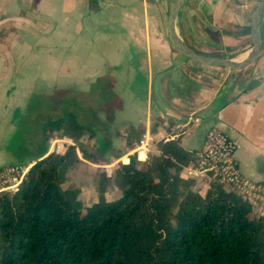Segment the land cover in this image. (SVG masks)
Masks as SVG:
<instances>
[{
	"label": "crops",
	"instance_id": "1",
	"mask_svg": "<svg viewBox=\"0 0 264 264\" xmlns=\"http://www.w3.org/2000/svg\"><path fill=\"white\" fill-rule=\"evenodd\" d=\"M252 1L190 0L186 7L190 13L195 4L216 13L224 8L229 24L247 25ZM151 6L158 16L149 17ZM165 6L166 0H0V22L12 19L21 26L12 42L0 48V81L12 79L23 94L30 90L29 95L47 97L56 89L90 87L99 76H113L122 105L109 125L108 146L103 147L112 154L96 161L77 150L80 163L90 168L108 169L121 159L127 163L131 154L143 162L148 151L159 153V141L171 139H178L186 150L199 151L208 130L217 127L236 140L242 174L264 183V42L250 74L234 85L229 72L200 70L178 51L172 52L162 26ZM224 38L232 35L227 32ZM249 51L245 46L235 57L225 58L241 61ZM4 56L11 59L8 64ZM217 74L219 80L214 78ZM16 99L0 98V118L8 117L7 103ZM11 120L0 125V136L9 132ZM113 125L119 127L115 136L110 132ZM118 132L131 137L126 140ZM143 138L148 140L146 148L140 146ZM3 158L0 167L37 160L35 154L13 163ZM188 166L181 176L186 177ZM251 206L254 213L264 214V203Z\"/></svg>",
	"mask_w": 264,
	"mask_h": 264
},
{
	"label": "trees",
	"instance_id": "2",
	"mask_svg": "<svg viewBox=\"0 0 264 264\" xmlns=\"http://www.w3.org/2000/svg\"><path fill=\"white\" fill-rule=\"evenodd\" d=\"M114 87V77L105 74L89 91L105 105L104 120L92 114L94 122L84 123L83 100L64 89L61 115L42 123L37 160L17 188L0 190V264H264V214L222 183L193 189L195 181L180 173L196 162L198 150H186L178 139L159 141V153L143 162L136 154L120 162L118 199L101 196L85 211L72 206L61 187L64 172L80 162L77 150L85 159L104 160L109 125L122 105ZM61 130L60 138L72 143L45 156ZM97 131L100 148L77 142L84 135L96 139Z\"/></svg>",
	"mask_w": 264,
	"mask_h": 264
},
{
	"label": "rangeland",
	"instance_id": "3",
	"mask_svg": "<svg viewBox=\"0 0 264 264\" xmlns=\"http://www.w3.org/2000/svg\"><path fill=\"white\" fill-rule=\"evenodd\" d=\"M259 1L260 0H253L251 5H249L248 16L246 17L248 26H250L252 13ZM172 3L173 0H166V6L164 8L165 17L162 23H164L165 26L163 24L162 26L165 36L166 20ZM188 3L190 4V0H185L180 11L177 21V29L183 40L190 47L201 53L220 57H235L245 46H249V49L251 50L252 40L250 37V30L248 32L244 31L247 25L229 24L225 20L227 16L224 15V8L223 11L221 10L222 13H220V11L216 13L213 10L204 9V6L201 4H195L194 12L190 13L186 7ZM32 13L33 10L30 12V16ZM148 15L149 17L158 16L156 7H149ZM20 30L21 26L15 23L12 19L5 23L0 22V48H2L4 44L12 42L13 38H11V36L19 34ZM259 30L261 41L264 42V16L262 17ZM227 32L232 35V39L224 38V35H226ZM166 40L169 41L168 37ZM169 43L170 46H172L170 41ZM172 52L177 53V50L173 46ZM180 56L187 58L182 54H180ZM4 57L7 60V56ZM10 60L11 59L7 60V64ZM186 60H188L187 62H194L190 59ZM192 64L197 66V68H200V70H209L212 68L214 71L218 70L219 72H229L230 75L228 76V79H234V85H238L245 75L248 73L250 74L254 62L239 72L227 67L207 66L197 62ZM191 72L194 74L196 70H192ZM9 76L11 77L12 73H10ZM219 77L220 74L214 75V78L217 80L220 79ZM0 78H2L1 75ZM92 84L93 83H91L90 87L67 88L68 93L72 92L77 96V98L83 100L84 109L80 111V119L83 120L82 117L87 118L83 120L86 124H92L94 122L92 114H95L96 117L98 116L101 120H104L105 117V105L98 104L95 100L96 97L89 92ZM63 91L64 89H56L47 97L41 96L37 93H31L29 95L30 90H27L26 93L23 94L25 90L14 86L12 79L0 81V98H17L14 104L12 102L7 103V109L5 111H7L6 116L8 117H5L4 119L0 118V125L5 122L7 123L9 118L12 119L11 123L13 121V125L9 128V132L0 136L2 141L1 143L5 144V146H3L4 150L0 149V156H4L3 162L13 163L22 161L25 157L34 154L38 146L37 144H39L38 141L40 138V131L43 128L42 123L45 119L61 115L62 113L59 105H61L64 98L68 97V94ZM19 111L22 114H20ZM17 116H19V121L16 119ZM23 116H26V119H22ZM117 128H119L118 125L112 126V129L110 130L112 136H115V132L118 130ZM97 132L99 137L96 139L89 140L87 135H84L78 138L77 142L79 144H84L89 150L98 149V138L101 137L102 131ZM62 133L63 130L54 132L48 141V146L50 147L52 142L55 140H58L55 143V146L59 143L62 144V142L72 143L68 139L60 138L62 137ZM113 139H115V137ZM62 149L63 145L60 150ZM148 149L152 150L150 147H148ZM142 153L145 157V153ZM111 154L112 152L105 151L103 158H106V156L110 158ZM148 154H152V151H148ZM122 160L123 159L116 163L114 167L108 169H93L80 162L69 166L64 172V181L61 183V187L64 191H66V196L71 199L72 206L85 211L92 203L99 201L101 196L108 201L118 199L121 195V190L114 181V175L116 169L119 167V163L123 162ZM8 165H4L2 167ZM212 182L221 184L216 177L213 176V174H210V176L203 177L201 180L195 181L193 189L203 190V192H205L204 189L207 188L206 185H209ZM221 185L227 191L230 190L229 187L223 184Z\"/></svg>",
	"mask_w": 264,
	"mask_h": 264
},
{
	"label": "built area",
	"instance_id": "4",
	"mask_svg": "<svg viewBox=\"0 0 264 264\" xmlns=\"http://www.w3.org/2000/svg\"><path fill=\"white\" fill-rule=\"evenodd\" d=\"M52 142L48 153L59 151L63 145ZM140 146L146 148L148 140L144 138ZM236 140L217 127L208 130L205 144L196 153V162L186 167V178L195 180L213 174L217 180L229 187L238 196L250 203H264V183L256 182L244 176L236 159ZM31 165L11 164L0 168V190L14 189L25 177Z\"/></svg>",
	"mask_w": 264,
	"mask_h": 264
},
{
	"label": "water",
	"instance_id": "5",
	"mask_svg": "<svg viewBox=\"0 0 264 264\" xmlns=\"http://www.w3.org/2000/svg\"><path fill=\"white\" fill-rule=\"evenodd\" d=\"M185 0H173L166 23V34L172 46L188 59L207 66L227 67L241 70L250 66L259 56L262 41L260 38V24L264 16V0H260L255 7L250 22V37L252 48L242 61H234L225 57L207 55L190 47L181 37L177 29V21Z\"/></svg>",
	"mask_w": 264,
	"mask_h": 264
},
{
	"label": "bare ground",
	"instance_id": "6",
	"mask_svg": "<svg viewBox=\"0 0 264 264\" xmlns=\"http://www.w3.org/2000/svg\"><path fill=\"white\" fill-rule=\"evenodd\" d=\"M245 59V58H244ZM242 61V60H241Z\"/></svg>",
	"mask_w": 264,
	"mask_h": 264
}]
</instances>
